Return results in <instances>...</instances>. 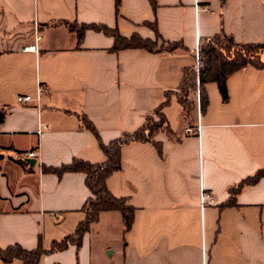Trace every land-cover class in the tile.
Instances as JSON below:
<instances>
[{
	"label": "crops",
	"instance_id": "1",
	"mask_svg": "<svg viewBox=\"0 0 264 264\" xmlns=\"http://www.w3.org/2000/svg\"><path fill=\"white\" fill-rule=\"evenodd\" d=\"M99 25L183 48L113 50ZM220 33L264 42V0H0V247L49 250L74 234L91 190L85 173L54 169L102 163L100 141L137 130L161 105L171 135L156 134L160 148L123 146L122 167L106 179L134 206L132 227L120 210H104L80 246L38 264H264V177L230 192L264 169V67L233 72L228 100L206 83L204 112L199 90L189 117L178 99L200 41ZM37 34L39 52L22 51ZM40 123L49 126L41 133ZM198 124L199 133L187 131ZM202 188L214 195L204 207Z\"/></svg>",
	"mask_w": 264,
	"mask_h": 264
},
{
	"label": "trees",
	"instance_id": "2",
	"mask_svg": "<svg viewBox=\"0 0 264 264\" xmlns=\"http://www.w3.org/2000/svg\"><path fill=\"white\" fill-rule=\"evenodd\" d=\"M97 30H102L106 34H110L115 38L113 50H120L125 48H145L147 50L158 51H173L176 48H183L179 41H163L164 45H157L156 41L161 38L158 34L157 40L151 38H144L139 34H133L132 36H124L119 33L117 28H110L106 25L93 26ZM74 28V27H73ZM80 37L81 31H77ZM264 48V42L261 43H239L236 42L234 37L225 33L217 34L214 37L202 39L199 43V61L200 68L197 72L196 67H189L183 70V80L179 87L178 99L181 105H183L185 115L189 117L195 108V103L190 95L192 92L200 91V104L201 110L204 112L207 109L208 93L205 88L206 83L216 82L224 100L229 98V89H227V80L233 72L247 67V65H253L256 68L261 69L264 67V60L259 59V50ZM259 60H258V59ZM258 60V61H257ZM163 104V103H162ZM162 106L155 111L153 115H149L143 126L137 130L129 133H123L117 139L105 143L100 141L101 148L105 151L107 156L102 163H91L80 159H76L73 163L64 165L59 169H54L58 173L64 171H81L85 173V181L88 188L91 190V197L84 205V211H86V218L78 224V228L74 234L67 235L61 240V242H54L49 250H44L42 247H38L32 250H27L20 244L10 245L7 247H0V257L6 262H11L17 258L24 261V264H38L41 255L55 250H61L68 247L70 244H76L80 246L82 244L83 235L89 231L90 224L99 218L100 213L104 210H120L122 213L123 222L127 229L132 227V221L134 217V206L127 203V199L124 197H116L113 195L107 185V177L112 173L120 169L121 166V149L123 146L131 143L132 141H151L158 148L160 143L156 141V134L161 130H165L171 135V129L169 127L168 120L165 114L161 111ZM4 112H0V121L4 119ZM84 123L88 126L96 135L97 129L93 123L84 117ZM264 177V169H260L254 175L243 180L235 188L231 189V199L236 196L237 191L245 184H252Z\"/></svg>",
	"mask_w": 264,
	"mask_h": 264
},
{
	"label": "built area",
	"instance_id": "3",
	"mask_svg": "<svg viewBox=\"0 0 264 264\" xmlns=\"http://www.w3.org/2000/svg\"><path fill=\"white\" fill-rule=\"evenodd\" d=\"M42 36H38L37 34V37L35 39V41L32 43V44H27L26 46H24L22 48V51H31V52H39V48H38V41L40 40ZM196 61H197V72H199V68H200V61H199V49L197 51V57H196ZM45 90V88L43 86H39L38 87V95L41 96L42 92ZM200 95V92L198 91V97ZM32 99V96L27 94V95H19L18 96V101L20 103H24V102H27L28 100H31ZM49 126L45 123H40V127H39V130L38 132H43L44 129H47ZM201 128L202 126L200 124H198L197 126L195 127H190L187 129L188 132L192 131V132H197L199 133L201 131ZM35 153L34 151L32 152H29L28 153V156H34ZM200 204H201V207H204L206 205V203L208 202H213L214 201V195L208 191H205L203 188L201 189L200 191Z\"/></svg>",
	"mask_w": 264,
	"mask_h": 264
},
{
	"label": "rangeland",
	"instance_id": "4",
	"mask_svg": "<svg viewBox=\"0 0 264 264\" xmlns=\"http://www.w3.org/2000/svg\"><path fill=\"white\" fill-rule=\"evenodd\" d=\"M156 43H157V45H164V42H163L161 39H158V40L156 41ZM259 52H260V53H259V56H258L259 59L262 58V59L264 60V48H261V50H259ZM257 59H258V58H257ZM259 59H258V60H259ZM258 60H257V61H258Z\"/></svg>",
	"mask_w": 264,
	"mask_h": 264
},
{
	"label": "water",
	"instance_id": "5",
	"mask_svg": "<svg viewBox=\"0 0 264 264\" xmlns=\"http://www.w3.org/2000/svg\"><path fill=\"white\" fill-rule=\"evenodd\" d=\"M27 161H28V162H29V161L31 162V161H32V159H31V158H29Z\"/></svg>",
	"mask_w": 264,
	"mask_h": 264
}]
</instances>
